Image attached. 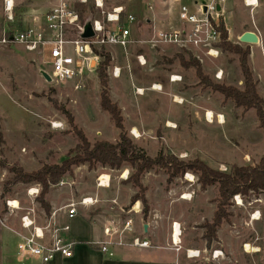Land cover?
<instances>
[{"label":"rangeland","instance_id":"1","mask_svg":"<svg viewBox=\"0 0 264 264\" xmlns=\"http://www.w3.org/2000/svg\"><path fill=\"white\" fill-rule=\"evenodd\" d=\"M1 1L0 35L6 29ZM15 1L17 13L41 6V0ZM137 1L127 0L129 12L135 15L137 7H132V4L135 6ZM114 2L117 1L111 0L108 6ZM158 14V20L163 23L162 8ZM88 15L84 13V17ZM96 15L99 16L98 13ZM224 23L227 41L248 50V66L256 90L264 100V0H259L253 10L245 8L242 0H233L226 8ZM137 29L139 40L150 35V29L146 27ZM244 32L257 34L259 44H240L238 39ZM141 47H132L127 52L111 48L105 53L109 57L106 67L109 98L121 110L124 129L133 144L150 158L159 153L170 154L179 161L199 160L209 168L225 173L233 167L257 164L264 156V132L259 128L255 112L236 108L222 95L203 88L198 83L195 69L183 65L181 60L197 62L203 75L213 83L242 90L243 78L237 56L222 52L216 60L200 62L178 49L160 47L150 50ZM139 54L147 60L144 67L136 60L135 56ZM113 67L120 68V77L116 80L109 74ZM39 69L50 73L47 66L35 63L33 57L20 47L0 49V209L5 198H16L25 206H30L26 190L30 185L37 184L14 183L6 186L12 177L9 173L11 168L33 172L43 165H57L75 149L78 139L70 119L91 144L118 140L119 131L100 106L97 74L83 80L80 90L75 91L70 84L47 83L40 76ZM217 69L223 72L220 81L213 77ZM171 75L180 76L181 82L171 85L168 81ZM154 84H160L162 91H149L148 88ZM138 89L139 93L144 89L142 95L137 94ZM174 97L177 100L182 98V104H176ZM206 112L211 113V119L214 118L212 123L204 119ZM216 116H221L220 122ZM52 123L61 128H52ZM131 131H136L137 138ZM130 172L128 166L111 170L100 166L89 169L83 165L74 169L72 176L62 178L71 186L50 185L44 199L47 202L48 198L61 208L82 197L98 196V205L80 209V215L86 221L98 219L99 225L106 222L119 225L126 219H132L140 235L141 222L130 214L136 203H131V198L137 193V189L126 182ZM102 174L109 177L107 194L98 193L96 188L97 178ZM190 176L194 177L193 183L188 182ZM141 184L146 189L147 213H150L151 219L153 214L158 217L157 223H151L156 245L164 246L165 225L176 220L183 223L182 237L186 245L208 250L219 247L232 260L239 261L246 259L245 256L241 259V244L249 242L261 249L255 257L256 264H264V191L247 196L236 195L239 196L236 200L233 197L227 209L231 214L229 221L222 224L215 240L208 243L204 240L203 225L210 223L216 210V185L202 190L197 174L187 171L182 176L169 178L167 172L159 168L147 171ZM138 204L142 215L143 206L139 201ZM49 208L54 210L50 205ZM37 212H40L39 209ZM16 246L17 239L1 230L0 264H19L12 258ZM92 253L80 259L78 264H99L97 254ZM252 261L249 259V262Z\"/></svg>","mask_w":264,"mask_h":264},{"label":"built area","instance_id":"2","mask_svg":"<svg viewBox=\"0 0 264 264\" xmlns=\"http://www.w3.org/2000/svg\"><path fill=\"white\" fill-rule=\"evenodd\" d=\"M115 1L109 7L111 0H41L40 8H28L17 13L15 0H2L6 29L0 35V49L20 47L33 57L35 63L48 67L50 73L43 71L50 76L51 84H70L75 91L80 90L83 80L97 74L107 49L120 48L127 52L136 46L150 50L168 47L188 53L200 62L216 60L223 52L220 47L221 27L225 28V11L233 0H138L135 6L132 4V7H137L136 15L129 12L127 0ZM258 1L242 0V4L253 10L258 6ZM89 8L94 14L83 21L79 12ZM161 8L163 23L157 18ZM88 20L94 35L82 39L80 34ZM139 22H142L141 27L150 29V35L141 40L136 32ZM135 57L140 66L147 65L144 55ZM109 74L119 78L120 68L113 67ZM222 76L221 69L213 73L217 81L222 80ZM181 80L178 75H171L168 79L170 84L180 83ZM162 89L160 84L148 88L154 92H161ZM139 90L137 94L142 95L144 89H141V93ZM178 99L174 97V102L182 104V98ZM204 119L208 123L214 120L209 121L207 112ZM51 126L61 128L54 123ZM131 134L137 138L132 131ZM104 175L97 178V189L109 187V177L106 175L108 179H102ZM190 177L188 182L193 183L194 177ZM56 186H71V183L61 179ZM40 192L39 184L30 185L26 190L30 206H25L16 198H5L0 209V229L17 239L12 258L19 264H50L55 260L71 259L75 247L80 243L70 236L69 223L59 222L60 214L70 222L79 216V208H91L99 203L98 196L82 197L47 214L38 201ZM234 198L236 200L239 196ZM112 203L115 204V201ZM10 220L13 221L10 223ZM102 234L103 239L89 241L86 245L96 248L108 258H113L118 248H152L149 241L134 235L131 219L119 225L107 222ZM180 237V225L172 223L170 249L175 253L181 251ZM242 250L248 255L260 252L259 247L249 242L243 243ZM184 254L194 264H231L221 249L185 250Z\"/></svg>","mask_w":264,"mask_h":264},{"label":"trees","instance_id":"3","mask_svg":"<svg viewBox=\"0 0 264 264\" xmlns=\"http://www.w3.org/2000/svg\"><path fill=\"white\" fill-rule=\"evenodd\" d=\"M83 21L92 16V8L83 9L79 12ZM142 22L137 27L140 28ZM223 52L234 54L238 58L242 78L243 89L237 90L226 85L213 83L206 75H203L200 66L194 60L184 61L182 64L195 69V75L199 85L210 89L223 96L224 100L233 102L236 108H241L247 112L253 110L257 118L259 128L264 132V100L256 90L253 74L248 66V50H243L237 45H232L227 41V32L221 27V44ZM109 64V57L106 56L97 69L98 83L100 87V106L106 112L114 127L119 131L118 140L114 143L97 141L91 144L84 133L78 129L70 119L72 130L78 139V144L71 151L67 158L57 165H43L40 169L33 172H25L19 168H11L9 173L12 175L6 186L14 183L33 184L41 186L39 203L48 214L50 208L44 197L49 191L50 185H56L63 177L72 176L73 170L87 165L89 169L97 166L107 167L111 170H119L123 167H130L131 172L126 182L132 184L137 189V193L131 198V203L140 202L143 206V213H147L145 192L146 189L141 184L142 176L152 168L165 170L169 178L184 175L191 171L198 175L200 188L205 190L210 186H217L218 199L216 210L212 219L204 223V239L211 243L216 238L217 230L223 223H227L231 214L228 208L230 201L236 195L247 196L249 193L258 194L264 191V156L253 166L233 167L228 173L213 170L199 160L179 161L170 154L159 153L155 158H150L142 152L128 137L124 129V118L119 107L113 103L108 94L106 67ZM7 190V189H6Z\"/></svg>","mask_w":264,"mask_h":264},{"label":"crops","instance_id":"4","mask_svg":"<svg viewBox=\"0 0 264 264\" xmlns=\"http://www.w3.org/2000/svg\"><path fill=\"white\" fill-rule=\"evenodd\" d=\"M111 78L115 79V80L118 79V78H113V77H111ZM106 189L107 188H99L97 190H98V193L100 191L102 194H107ZM47 202L52 207V209L55 210V209L59 208L58 204L55 206V204L52 203L48 198H47ZM98 204H96V205H98ZM95 206H93V207H95ZM138 206H139V204H138V202H136L134 204V206L132 207V209L130 210V214L137 217V220H139L141 222V234L138 235V227L136 226L134 221L131 219L133 222L134 235L149 241L152 248L142 249V250H138V251H135V249H129V248H118V249H115L114 258L107 259L106 256H103L102 254L97 252L96 251L97 249L92 250V248H89L90 246L87 247L85 245V243H87L89 241L103 239L102 228L107 222L104 225L102 224L103 225L102 226V225H99L98 219H93L90 222L86 221L82 217V215H80V209H83V208H79L78 209L79 216H77L74 220L67 222L66 219L63 217V215L60 214L59 222L61 224L69 223L70 228H71L70 236L73 239H75L76 241H78L80 244L75 247L74 252H73V257L71 259L55 260L54 262H52L50 264H78L80 259H82V258L84 259V257H86L90 254H93L92 252L97 254L99 264H175L176 262H178L179 264H194L195 262L186 259L185 254H184L185 250H201L202 251L206 248L201 249V248L193 247L190 245H186V242L183 241V237H182L183 223L180 221L173 220L171 223H168L165 225L166 234L163 237L164 246L160 247V246L156 245V243L154 242V239H153L154 233H153V228L151 225L152 221H155V223H157L158 217L155 214H153V217L151 219L150 213H146V214L142 213V215H141ZM84 209H89V208H84ZM138 214H140V216H138ZM172 223H176V224L180 225L181 251L179 253H175L173 250L170 249V247H171V225H172ZM84 226H85V229H84ZM1 230L2 229H0V232H1ZM243 243H245V242H243ZM243 243L240 246V252L242 255L241 259H243V256H245L247 261H246V259L245 260H239V261L238 260H232L221 249L225 255V258L231 264H256L255 257H258L257 256L258 253H255L253 255L245 254L242 250ZM166 245L169 246L168 249H167ZM255 246L259 247L257 244H255ZM212 249H220V248L218 247V248H212ZM9 255L11 256V253H9ZM249 259H251L253 261L249 262ZM28 264H31V263H28Z\"/></svg>","mask_w":264,"mask_h":264},{"label":"water","instance_id":"5","mask_svg":"<svg viewBox=\"0 0 264 264\" xmlns=\"http://www.w3.org/2000/svg\"><path fill=\"white\" fill-rule=\"evenodd\" d=\"M93 31L91 28V22L88 20L84 24L83 32L80 34V37L82 39H87L93 37ZM240 44H245V45H257L259 44V37L257 34L253 32H244L241 34V36L238 39ZM40 76L47 82L51 83V78L50 76L44 72L43 70L38 71Z\"/></svg>","mask_w":264,"mask_h":264},{"label":"bare ground","instance_id":"6","mask_svg":"<svg viewBox=\"0 0 264 264\" xmlns=\"http://www.w3.org/2000/svg\"><path fill=\"white\" fill-rule=\"evenodd\" d=\"M140 92V91H139ZM211 117H212V115H211V113L210 112H208V118L209 119H211ZM221 118V116H218V120ZM213 119V118H212ZM211 119V120H212ZM211 120H209V121H211ZM219 122H220V120H219ZM134 133H136V131H134ZM188 178H189V176H188ZM102 179H107V177H102ZM185 198H187V197H185ZM253 219H256V217H254Z\"/></svg>","mask_w":264,"mask_h":264}]
</instances>
